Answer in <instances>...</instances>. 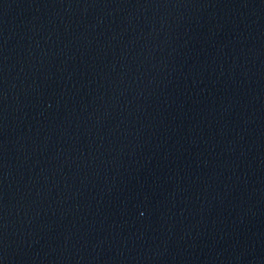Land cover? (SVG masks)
Wrapping results in <instances>:
<instances>
[{
    "label": "water",
    "instance_id": "95a60500",
    "mask_svg": "<svg viewBox=\"0 0 264 264\" xmlns=\"http://www.w3.org/2000/svg\"><path fill=\"white\" fill-rule=\"evenodd\" d=\"M0 264H264V0H0Z\"/></svg>",
    "mask_w": 264,
    "mask_h": 264
}]
</instances>
